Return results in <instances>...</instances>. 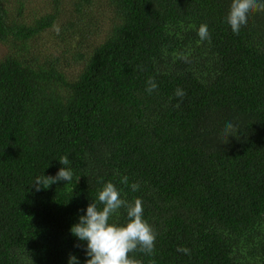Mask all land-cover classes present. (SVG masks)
Returning a JSON list of instances; mask_svg holds the SVG:
<instances>
[{"label":"trees","instance_id":"trees-1","mask_svg":"<svg viewBox=\"0 0 264 264\" xmlns=\"http://www.w3.org/2000/svg\"><path fill=\"white\" fill-rule=\"evenodd\" d=\"M230 2L0 0V264H84L108 181L157 233L142 264H264V12L234 34Z\"/></svg>","mask_w":264,"mask_h":264},{"label":"clouds","instance_id":"clouds-1","mask_svg":"<svg viewBox=\"0 0 264 264\" xmlns=\"http://www.w3.org/2000/svg\"><path fill=\"white\" fill-rule=\"evenodd\" d=\"M256 12H264V0H231L225 20L232 32L239 34L241 27L247 25L249 15ZM198 35L201 40L210 39L206 24L199 26ZM146 83V91L149 94L158 87L152 77H149ZM174 95L182 101L186 92L178 87ZM236 132V126L227 122L222 131L225 143L228 142L229 135L235 136ZM59 162L64 166L70 163L68 156L60 157ZM72 176L70 168L61 167L55 176H38L33 184L36 191H39L41 187L47 189L61 180L71 181ZM121 183L128 184V177L123 176ZM139 187L138 183L131 184L133 191H137ZM122 208L126 209V221L112 222V217ZM70 232L79 241L87 242L86 256L89 258L84 264H142L131 254L140 252L153 255L157 235L152 225L144 218L142 200L135 198L130 202L122 198L120 190L111 181L103 182L96 201L92 200L87 205L85 214L80 215L78 222L71 225ZM177 251L190 255V249L184 246H179ZM68 264H79V261L75 255H70ZM149 264L155 262L149 261Z\"/></svg>","mask_w":264,"mask_h":264},{"label":"rangeland","instance_id":"rangeland-1","mask_svg":"<svg viewBox=\"0 0 264 264\" xmlns=\"http://www.w3.org/2000/svg\"><path fill=\"white\" fill-rule=\"evenodd\" d=\"M60 51H61V49L60 48H58V50L57 51H55V54H59L60 53ZM2 52V46L0 45V53Z\"/></svg>","mask_w":264,"mask_h":264}]
</instances>
